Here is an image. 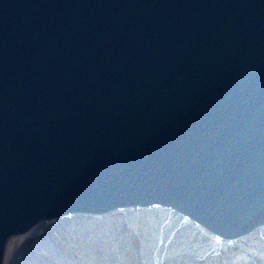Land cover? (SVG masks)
<instances>
[{
	"label": "water",
	"instance_id": "95a60500",
	"mask_svg": "<svg viewBox=\"0 0 264 264\" xmlns=\"http://www.w3.org/2000/svg\"><path fill=\"white\" fill-rule=\"evenodd\" d=\"M264 224V0H0V264L69 213Z\"/></svg>",
	"mask_w": 264,
	"mask_h": 264
},
{
	"label": "rangeland",
	"instance_id": "374dc122",
	"mask_svg": "<svg viewBox=\"0 0 264 264\" xmlns=\"http://www.w3.org/2000/svg\"><path fill=\"white\" fill-rule=\"evenodd\" d=\"M91 219L87 228L79 224L80 230L70 236V240H76L73 248L77 247V242L82 245L78 246L81 256H90L96 264H143L141 239L123 212ZM68 242L45 229L7 250L6 264H90L84 262ZM158 264H264V224L201 257L162 258Z\"/></svg>",
	"mask_w": 264,
	"mask_h": 264
},
{
	"label": "bare ground",
	"instance_id": "6f19581e",
	"mask_svg": "<svg viewBox=\"0 0 264 264\" xmlns=\"http://www.w3.org/2000/svg\"><path fill=\"white\" fill-rule=\"evenodd\" d=\"M121 212H123L130 227L141 239L143 264H158L162 258L192 260L235 239L220 238L189 217L161 205L141 206ZM101 216L106 215L97 213H69L39 221L26 233L9 238L2 264L7 263L6 253L13 245L21 242L27 236L31 237V235H35L45 229L53 231L58 237L63 238L64 241L69 240V244H67L74 249L84 262L96 264L90 256H86L85 254L81 256L78 247L80 243L77 242V247L73 248L76 240H70V236L79 231V226L81 227V225H85V228H87V224L93 221L91 218ZM85 228H82V230Z\"/></svg>",
	"mask_w": 264,
	"mask_h": 264
}]
</instances>
